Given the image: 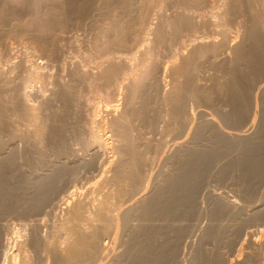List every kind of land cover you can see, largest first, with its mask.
<instances>
[{
  "label": "rangeland",
  "instance_id": "374dc122",
  "mask_svg": "<svg viewBox=\"0 0 264 264\" xmlns=\"http://www.w3.org/2000/svg\"><path fill=\"white\" fill-rule=\"evenodd\" d=\"M151 1L0 0V171L5 186L3 188L5 191L0 197V222L7 223L8 227L3 231V236L7 235L4 237H7V240L11 239L7 241L4 253H16V249H21L24 250L22 252L25 253V261H28L29 264L57 263L52 254L51 243L54 241L52 240L54 238L53 232L55 231L53 226L64 220L65 215H67V207L61 203V198L63 199V196L65 198L71 191L72 194L74 193V196H72L74 198L73 202L82 204L84 209H90L91 203L95 202V199L99 200L101 198L100 192L103 194L104 191L111 189V187L113 189L114 171L120 165L119 160H121L122 153L119 148L120 142L117 137L110 135L109 131L113 128L111 123L123 114H131L128 117V129L129 134H131L130 138L132 137V144L143 152L144 157L149 158L153 162L148 168L149 171L147 169L146 172L148 177H151V181L153 179V183L150 182V185L159 183L157 180L160 177L158 176L157 178L156 175L160 174V172L161 174L175 173L176 168L179 169L180 165L186 162L185 160L188 158L186 152L190 151L192 153V150H199V152L195 151V153L200 154L202 149L205 151L204 153L201 151L202 154L208 153L207 151H210L208 154H211L213 149L216 150L214 151L215 157L212 154L214 158H211L212 161L216 162H208L213 167L211 165L206 167L207 170L204 174L207 177L204 174L202 175L201 180L203 182L207 180V183L204 184L200 181L198 187V191L200 192L201 190L203 192H198V195L201 196L202 222L199 221L193 227L195 236L191 239L190 245L185 244L182 247L180 252L182 254V264H201L208 258V261L215 259L211 263L206 261L208 264H213L218 261L217 258L219 259V257L221 258L216 264H223V260H225L224 264H233L238 261L237 259L240 260L238 262H243L245 260L244 254L249 250H243L245 251L243 254L241 253V247H238L241 244L244 245L245 241L248 240L247 231L257 232L259 237L254 238L258 239L261 245L264 244V235H261V233L264 234V214L261 212L260 215L257 214V216L262 214L261 218L254 216L252 217L253 219L251 218L248 221L242 220L243 223H241L240 219H233L236 217L234 214L230 215L233 218L229 216L230 213H226L229 218L224 216L225 214L220 216L222 217L221 219L225 220L226 224L230 222L229 228H225L222 235L224 234L225 236V234L229 233L230 235H226L229 241L232 240L230 237L237 238V240L239 239L238 241L233 239L234 241L229 242L227 240L224 242V237L223 241L220 242L221 245L220 243L212 244L211 240L203 239L205 235H201L204 234L202 231L206 232L204 228H208L213 224L212 222H215L210 221L211 217L209 215V211L213 210L215 205L206 201L203 195L205 192H219L218 194L220 195L232 197L236 200L239 199L238 202L240 201V204L243 203L242 205L252 204L255 201L264 210L262 208L264 205L260 203L262 201L264 203V178L262 177L264 169H261L264 167V162L260 163L256 160L258 158L257 155H259L260 158L258 160L263 161L264 145L259 150L260 154L262 153L260 155L256 152L257 150H254L255 152L251 150L249 144H246L247 149L245 147L242 149L245 139L241 141L242 137L246 135L247 143L264 144V141L258 138V136L264 135V132L259 130L262 128V122H264V89L262 90L264 88V74L262 73L259 76L251 69V55H248V51L250 50L249 47H251L249 43L252 42L247 38V29L251 26L250 23L255 16L253 13L256 12L264 20V12L259 7L254 10L260 12L249 11V5L245 0H213V2L211 1L213 4L209 2L212 7H216L214 10L215 14H217L216 12L225 14L230 7L238 8L236 12L239 14L235 12L236 14L234 15L238 14V16H234L235 18L233 15L228 16L231 17L230 19L227 17L229 20L226 18L227 23L225 24L228 26L224 24L225 28L223 26V28H220L227 33L224 36L226 42L228 41L227 45H225L227 49L224 46L223 51L219 49L220 52L217 51L215 55L211 54L213 56L207 54L206 57L204 56L206 59L208 58L206 60L203 57L195 58L193 56L194 58H192L191 56L192 49L197 47L198 43L191 44L184 37L179 41L164 40V34H167L172 22L182 11L177 6L180 1L179 3H176L177 0ZM208 16L206 14L202 17L203 19L199 18L200 20L196 18L198 20L196 22L201 20L209 21V18L207 19ZM223 18L225 19V17ZM193 19L195 20L194 17ZM116 27L122 28V31L124 30L122 36L114 34V28ZM207 30L214 32L219 29L206 28V30L203 29L202 31L210 33ZM202 31L200 30L201 35L203 34ZM160 36H163L162 39ZM220 36L217 37V42L223 38V36L221 38ZM259 38L264 47V32L260 30ZM185 44L186 46L187 44L189 45L186 47ZM225 49L227 50L226 53ZM218 55L222 56L217 57ZM208 56L212 57L213 60ZM214 56L216 57L215 60ZM186 59L189 60L191 66L189 65V70L184 76L173 74V70L181 63L186 62ZM192 59L193 61H191ZM248 66L250 67L248 68ZM110 68H115L116 72L108 80L101 78V74ZM230 73L234 78L230 76ZM234 74L236 75L234 76ZM239 75L240 77H246L245 79L241 77L238 81L236 78L238 79ZM229 77L240 83L239 85L236 83L238 87L234 86V89L235 87L237 88L235 89L237 93L241 91L240 94L238 93L237 95L236 92L234 94L235 90L229 89V92H227L228 87L225 86H227L226 82L231 79ZM241 79L249 80L247 81L248 83L246 82L248 85L243 83L245 82L244 80L241 83ZM243 85H245V88ZM177 86L180 88L181 95H178L180 97H177V99L173 97V101L176 99L177 103H175L171 99V94ZM239 86L244 88V90ZM260 87L262 88L260 89ZM230 94L237 98L240 97V100L236 99L242 101L243 104L236 101L235 97L233 99ZM226 97L230 101L233 99V102L226 100ZM244 99L246 102H244ZM108 105L117 107H115V111L111 112L107 110L109 108ZM240 106L243 107L240 109ZM233 108L238 113V116ZM203 116L205 118L208 116L213 117L214 122H216L214 126L219 127L221 131L215 127L212 128L215 129L213 131L211 129L212 126H209V130H207L208 125L204 124L205 118L202 119ZM236 117L237 119L239 118V121L235 122L234 119ZM249 118L254 124L251 127L249 123L248 126L250 128L246 125L250 121ZM185 120L189 122L187 123L188 125L185 124ZM183 122H185V126ZM193 124L194 128L197 126L198 130L201 124L205 126L202 127L201 125L202 131H199V133L197 130L195 131L197 128L194 129ZM181 126H184V128ZM189 127L190 129H188ZM184 129L185 131L187 129V132ZM216 129L220 132L216 131ZM91 131L101 136L100 141L103 148L102 146H93ZM222 131H224V134ZM228 131L230 134L242 136L239 140H233L235 143L238 140L240 143L238 147L242 150L237 148L236 145L232 146L234 142L228 144L227 141L222 142V145L220 144L222 135L225 136L222 139L228 140L225 135V132ZM218 133H222V135ZM216 134L217 136L220 135V138L215 137L214 135ZM250 134L255 136H253L254 142ZM247 135L250 136V139ZM188 137L190 139L194 138L192 143ZM263 137L262 139H264ZM217 138L219 139L217 140ZM256 139L257 141H255ZM187 140L190 141L189 144ZM216 140L220 145L217 142L215 143ZM177 145L180 146V150H178L179 147ZM181 145H184V147L188 145L186 146V151ZM246 145L243 144V146ZM223 146L225 147L223 148ZM247 150L251 151L250 155L254 154L255 158H257L255 159L253 156L248 155L249 151ZM182 151H185V153ZM218 151L219 154L221 153L220 155H218ZM246 153L248 157L245 155ZM189 154L188 152L187 155ZM164 157L169 160H163ZM174 157L177 158L175 159ZM249 159L256 161L258 164L254 163L256 166L262 165L260 168L263 171V173L261 171L262 175H258L259 172L256 170L254 172V169H251L246 176L243 175L242 177L240 175L242 174L241 171L245 172L247 164L251 161ZM242 161L244 166L246 164L244 168L241 167L243 166ZM214 163L216 164V171ZM238 163L241 164L236 165ZM177 164L179 165L177 166ZM233 164L236 166H233ZM210 167H212L211 171L208 169ZM61 169L65 171V174L58 183L55 190L56 193L54 192L50 196L49 201L44 203L45 205L43 204L45 208L42 205L38 206L39 208L35 207L33 201L36 192L35 182H39L42 174L50 172L53 175ZM173 169L174 171H172ZM207 171L210 176L206 174L208 173ZM252 171L254 174H251ZM252 175H256L257 179L259 178L258 181L262 180L263 184L260 181V184H258L256 177L254 180ZM155 177L157 180L155 179L154 182ZM243 178L245 181L242 180ZM240 179L242 184L247 181L245 184L247 185L248 183L250 186L241 185ZM103 184L104 186H102ZM200 185L205 186L201 189L202 186ZM221 219H218L220 222L218 221L217 223L225 226L226 224ZM229 219L230 221H228ZM256 219L262 220L257 221ZM35 220L40 222L38 228L35 225ZM234 220L236 224L240 223L242 227L245 226L242 228L245 230V234L241 233L242 229H239L241 226L238 227L240 232H231L232 226L235 224ZM245 222L250 223L251 227ZM251 222L256 225L254 226ZM52 227L53 232H51ZM246 227L247 229H245ZM34 235H38L40 238L38 236L34 238ZM200 238L202 239L200 240ZM46 240H49L48 243H50L47 244ZM207 242L210 243L207 245ZM228 242L229 244L233 243V245L239 242V245L234 247L227 244ZM225 243L226 248H224ZM210 244L212 248L211 246L209 247ZM214 244L216 245L214 246ZM217 245L218 247H216ZM48 246L51 249H48ZM231 247H234L233 249L237 247L238 249H235L237 253ZM261 249L262 252L261 250L260 252L264 258V247H261ZM215 250L216 252H214ZM207 251L209 254H207ZM0 252V264H9L8 261L4 260V254L1 249ZM211 254L217 258H212ZM202 258L203 262H200ZM245 263L250 264L252 261L249 260Z\"/></svg>",
  "mask_w": 264,
  "mask_h": 264
},
{
  "label": "bare ground",
  "instance_id": "6f19581e",
  "mask_svg": "<svg viewBox=\"0 0 264 264\" xmlns=\"http://www.w3.org/2000/svg\"><path fill=\"white\" fill-rule=\"evenodd\" d=\"M179 1H180V4H178L177 6H179L178 8H180L182 11L174 19V21L172 22L171 27H170L169 31L167 32V34H164V40L165 41H179L181 38L184 37V39H186V41L189 42V43L191 42V44L192 43H194V44L198 43L199 45L192 49V52H191L192 53V55H191L192 58H194V57L195 58H202V57L205 58L207 54H209L210 56L215 55V53L217 51H219V49H221L223 51V47L225 45H227L226 43L228 41L226 42L225 37H224L226 32L223 31L224 29L222 30L220 28L222 26L224 27L226 25L225 24V23H227L226 22V18L228 16H231V15H233V17L234 16H238L239 13L236 12L238 10V8L230 7L228 9V11H226L225 14H219L218 12H216L217 14H215L214 10H215L216 7H212V5H211V4H213L212 3L213 0H177L176 3H179ZM214 1H216V0H214ZM245 1L249 5V11L254 10L256 7L257 8L259 7L261 9V11L264 12V0H245ZM209 2H211V4H209ZM180 5H181V7H180ZM198 11H199V13H198ZM254 11H258V10H254ZM235 12L238 13V14L234 15V14H236ZM251 12H253V11H251ZM258 12H260V11H258ZM255 13L256 12L253 13L255 16L254 17L252 16L253 19H252V22L250 23L251 26H249V29H247V38L249 39V41L252 42V43H249V44H251V47H249L250 50L248 51V55L249 54L251 55V61H250L251 69H253V71L260 76V74H262V73L264 74V47L262 46V43H261L260 38H259V30L261 32H264V20L260 17V15H257V13L256 14ZM206 14H207V16L209 15L207 17V19L209 18V21L208 20H206V21L201 20L199 22H196V21L200 20ZM222 16L225 17V19ZM193 17L195 18V20L193 19ZM242 17H243V15H242ZM196 18H198V20H196ZM228 18L230 19L231 17H228ZM226 26H228V25H226ZM116 28H114L115 29V33L114 34L116 36H120V35L122 36L124 30L122 31V28L121 29H119V28L116 29ZM206 28L207 29L213 28V30L215 28V30L216 29H219V30L214 31V32H211V30H207L210 33H206V31L204 33L202 30L203 29L206 30ZM200 30L203 33L202 35L200 34ZM225 30H227V29H225ZM220 35L223 36V38H221ZM226 35H227V33H226ZM218 36H220L221 39L219 38L220 41L217 42V40H218L217 37ZM162 37H161V39H162ZM183 42H184V40H183ZM188 45L189 44H187V46ZM185 46H186V44H185ZM226 49H227V47H226ZM226 49H225V53L227 51ZM250 51H251V53H250ZM221 53H224V52H221ZM211 54H213V55H211ZM238 54H239V52H238ZM222 55H220V56H222ZM220 56L218 55L217 57H220ZM209 58L212 59V57H209ZM215 58L216 57L214 56V60H215ZM186 60H185L186 62L181 63L182 65L180 64L179 66H177V68L175 70H173V74L175 73V74H177V76H180V75L184 76V74L189 70V65H190L189 64V60L188 59H186ZM248 60H250V59H248ZM191 61H193V59ZM195 62H196V60H195ZM192 64H194V63H192ZM247 65H249V64H247ZM249 67L250 66H248V68ZM115 72H116L115 68H110L109 70H107L106 72L101 74V78H104V79L108 80V78H110ZM234 72H236V71H234ZM231 73H230V76L233 75V73H232V75H231ZM236 74H234V76ZM241 77L239 75V78L238 79L236 78V80L239 81V79ZM245 77L246 76H244L242 78L245 79ZM229 78H231V77H229ZM261 78H262V76H261ZM244 79H241V83H242V80H244ZM244 81L245 82H243V83L245 84L249 80L246 79ZM227 82H226L227 86L224 85L225 87H228L227 90L228 89L229 90L237 89L236 87L234 89V86H237L236 85V83H238L237 81H235L234 79L231 78L230 81L228 80ZM247 83L245 85H248ZM239 84L240 83H238V85ZM245 85H243L244 88H245ZM263 87H264V84H263ZM240 88H242V87H240ZM244 88H242V89L244 90ZM261 88L262 87H260V89ZM263 89L264 88H262V90ZM229 90L227 92H229ZM240 90H238V91H240ZM223 91H224V89H223ZM232 92H230V93H232ZM235 92L237 93L236 90L233 93L235 94ZM263 92H264V90H263ZM238 93H237V95H238ZM240 93H241V91H240ZM242 94H243V92H242ZM178 95H181L179 86H177V88H174V90H173V92L171 94L172 101H173V97L176 98V99H177V97H180ZM230 96H231V94H230ZM228 97H229V95H228ZM231 97L233 98L235 96H231ZM244 97H247V96H244ZM244 97H242V98H244ZM236 98L237 97H235V99ZM239 98L240 97H238L237 99H239ZM176 99H174V101ZM237 99H236V101H238ZM246 99H248V98H246ZM226 100L230 101L229 98H227ZM172 101H171V103H172ZM230 102H229V104H231ZM238 102L242 103V101H238ZM244 102H246V100ZM175 103H177V102L175 101ZM241 103H240V105H241ZM233 104L237 107L236 104H238V103L236 102V104L235 103H233ZM233 104H232V106H234ZM85 107H87V106H85ZM115 107H117V106H115V105L111 106L110 105L107 110H109L111 112L115 111V109H116ZM178 107H180V106H178ZM236 107H234V108L236 109ZM242 107L240 106V109ZM235 109H234V112H236ZM237 109H239V108L237 107ZM175 112L177 113L176 110H175ZM242 112H243V109H242ZM239 114H241V113H239ZM130 115L129 114H123L121 117H119L118 119L114 120L113 123H111V125L113 124V128L114 129L112 128L111 131H109L110 135L115 136V138L117 137L118 141L120 142V147L119 148L121 149V153H122L121 160H119L120 161V165L116 168L115 171H114V168H113V171H114V178L112 180L113 181L112 182L113 183V189L111 187V189H108L107 191H104L103 194H102V192H100L101 195H102L101 198L99 197L100 198L99 200L95 199L94 201L96 203L92 202L91 203L92 204L91 208L90 209L88 208L89 210L86 209V208L84 209L82 204L80 205V203L73 202L74 198H72V196H74L73 195L74 193L72 194L71 191L67 194V196L65 198H64V196H63V199L61 198V203L67 207V213H66L67 215H65L66 217H65L64 220H61L60 223L58 222L57 224H55V226H53L54 230H55L54 232H53V227H52V231L51 232L54 233V236H53L54 238L52 239L54 241L51 243L52 249H51V247L49 248V246H48V249H51L53 251V253L51 251L50 252L54 255V258L57 261L56 264H182L183 263L182 259H181L182 258L181 255L182 254L180 253L181 250H182V247L185 244L186 245H190L191 239L195 236L193 227H195L196 224L199 221H201V215H202V211H201L202 209H201V206H200L201 205V203H200V197L201 196L198 195L199 182L200 181L203 182V180H201L202 179V175L207 170L206 167L207 166L209 167L211 165V163L209 165L208 162H212L213 163L214 160L212 161L211 158L213 159L215 157L214 156V154H215L214 151H216V150H214V149L212 150L211 149L214 152V153L212 152L211 154H208V153H210V151H207L208 153L202 154V152H201V151H203L202 149L200 150V154L195 153L196 150H192L193 151L192 153L187 150L190 154L187 155L188 152H186V156H188V158L185 160L186 162L183 161L185 164L182 162L183 164L180 165L179 169L176 168V170L178 169L177 172H176V170H175V173L173 172V174H168L170 172H168L167 174H161V172H160V174L156 175L157 178H158V176L160 177V178H158L159 180H157L156 177L154 178V182H155V179H156L159 183H157V184L154 183L153 185H150V182L153 183V179L151 181V177L150 176L148 177V174H146V172H147V169L149 168L150 164L153 163V162L149 158L144 157L143 152L138 150L137 149L138 147L136 148L134 146V144H132V142H131V138L132 137L130 138L131 134H129V129H128V117H130ZM132 116H133V112H132ZM237 116H238V113H237ZM175 117H176V115H175ZM204 118H205V116L202 117V119H204ZM251 118H249L250 121H251ZM236 119H237V117H236ZM236 119H234L235 122L239 121V118L237 120ZM181 120H183V119H181ZM193 120H194V118H193ZM204 121H205L204 124L208 125L207 130H209V126H212L211 129L215 127L214 123L216 124V122H214L215 120L213 119V117L208 116L207 118L204 119ZM250 121L246 125L248 126L249 123H250V126L253 127L254 126L253 121H251V122ZM185 122H186V120H185ZM185 122H183V124ZM187 123H189V122H186L185 124H187ZM185 124H184V126H185ZM194 124H193V128H194ZM252 124H253V126H252ZM87 125H89V124H87ZM179 125H180V123H179ZM201 125L200 126L198 125L200 127L199 130H198L197 126L195 125L196 126L195 128H197V129L194 128L195 131L197 130L198 132L199 131L201 132L202 131L201 130L202 129ZM207 125H206V127H207ZM184 126H181V127L184 128ZM203 126H205V125H202V127ZM261 126H262V128H260L259 130H262L261 132H264L263 131L264 130V122H262ZM190 127L188 129H190ZM215 128H218L221 131V129L219 127H215ZM212 130L214 131L215 129H212ZM219 130L216 129V131H219ZM232 130H234V129H232ZM184 131H185V129H184ZM185 132H187V129H186ZM223 132L224 131H222V133ZM228 132H225L226 137H228V140L226 139V141H225V138L222 139V137L224 136V135H222V133H218V134L222 135L221 138L219 137L220 135L219 136H217V134L214 135L215 137L217 136V137H219L221 139V142L219 140L221 145H222V142H227V141H228V144L229 143L231 144V142H234L233 140H235V139L239 140L242 137V136L240 137V135L233 134V133L230 134V132L229 133ZM245 132H248V131H245ZM156 134L159 135L158 133H156ZM193 134H195V132H193ZM213 134H215V133L213 132ZM263 134H261V135H263ZM185 135H186V133H185ZM196 135H197V132H196ZM170 136H169V138H170ZM176 136H178V135H176ZM180 136H178V137H180ZM192 136L194 137V135H192ZM245 136L242 137L241 141L245 139L244 141L246 143L245 142L244 143L242 142V143L245 144V145L249 144L251 150H253V151L257 150L256 152H258L260 154L259 150H261L262 145H264V144H257L256 142H255L256 144L255 143H250V142L247 143V138H245ZM253 136L254 135H251L252 141L254 139ZM263 136H261V137L258 136V138L259 139L261 138V140L264 141V139H262ZM92 137H93L92 138L93 139L92 140L93 141V146L101 147L102 146V142L100 141L101 140V136H99V134H95V132H92ZM193 137H192V139H190L188 137L190 139L191 143H192V140H194ZM249 137L250 136H248V138ZM173 138H175V137H173ZM183 138H185V136H183ZM219 138H217V140ZM186 139H187V137H186ZM212 139H213V137H212ZM230 139H232V141L229 142ZM188 140H187V142L189 144L190 141H188ZM217 140L215 141V143L216 142L218 143ZM238 140H237V143L234 142L235 144L233 143L232 146L236 145V147L239 148L238 145L240 143L238 142ZM255 141H257V139ZM258 141L260 142V140H258ZM173 143H174V141H173ZM243 144H242V149L244 147H245V149H247V145L243 146ZM217 145H215V146L218 147ZM225 145H226V143H225ZM181 146H183V148H185V151H186V146H188V145H185V147H184V145H181ZM178 147H179L178 150H180V146H178ZM224 147L225 146H223V148ZM226 147H227V145H226ZM229 147H230V145H229ZM102 148H103V146H102ZM102 148H101V150H102ZM207 149L209 150V148H207ZM207 149H205V150H207ZM216 149L219 150L218 148H216ZM239 149H241V148H239ZM181 150H182V147H181ZM176 151H177V147H176ZM185 151L184 152L182 151V152L185 153ZM247 151H249V150H247ZM196 152H199V150H197ZM204 152L205 151H203V153ZM220 152H221V150H220ZM250 152L251 151L248 152V155H250ZM217 153H218V155L221 154V153L219 154V151ZM212 154H213L214 157L212 156ZM159 155H158V157H159ZM169 155H170V153H169ZM183 155H185V154H183ZM245 155H247V153ZM248 155H247V157H248ZM255 155H256V153H255ZM250 156H253V158H255L254 154L253 155L251 154ZM257 157L260 158L259 155H257ZM258 158L256 159L257 162H260V163L264 162V159H263V161L262 160L259 161ZM167 159H165V157H164L163 160H167ZM153 160H155V159H153ZM249 160H251V159H249ZM243 161H242V165L243 166H241V167L244 168L246 166V164L244 166V162ZM214 162H216V161H214ZM257 162L256 161L254 162V161L251 160L247 164V166L245 168V172H244L245 174L241 171L242 174H240V175L242 177H243V175L246 176V174L248 172H250L251 169H254L253 170L254 172H255V170L258 171L259 172L258 175H262L261 174V171H262L261 169H264V167L261 168V166H262L261 164L259 166H256V165H258ZM254 163L256 165H254ZM180 164H181V162H180ZM240 164L241 163H238L236 165H240ZM178 165L179 164H177V166ZM236 165L233 164V166H236ZM263 166H264V164H263ZM212 167L208 168L209 171H211ZM218 169H219V167H218ZM216 170L217 169H216V164H215V171ZM148 171H149V169H148ZM172 171H174V169ZM252 172H251V174H254V172L253 173ZM49 173L42 174V176L39 175L40 176L39 182H35L36 183V185H35L36 192H35V195H34L35 198H34V200L32 199L34 201L35 207H38V206L42 205V207L45 208L43 206V204L47 203L49 201L50 196L55 192L61 177L65 174V171H63L61 169V170L56 171V173L53 172L54 173L53 175H52V173H50V174ZM262 173H263V171H262ZM37 174H40V173H37ZM206 174H208L210 176L209 172L206 173ZM256 175L255 176L252 175L254 177V180H255V177L257 179ZM205 176L207 177V175H205ZM103 177H104V175H103ZM262 177L264 178V174L262 175ZM245 179H246V177H245ZM258 179H257V183L260 184V182L262 180H259L260 181L259 182ZM260 179H262V178L260 177ZM2 180L3 179H2V175H1V171H0V197L3 194V191H5V190H3V188L5 186H4V183H3ZM37 180H35V181H37ZM204 180H205V178H204ZM242 180H244V178ZM242 180L240 179L241 185H246L245 183L247 181L245 183L243 182V184H242ZM248 180H249V178H248ZM250 180H251V178H250ZM206 181L207 180H205L203 183L206 184L207 183ZM263 182H261V183L263 184ZM104 184L102 186H104ZM110 184H111V182H110ZM202 185H200V186H202ZM247 185H249V184L247 183ZM204 186H202L201 189ZM102 188H99V189H102ZM205 188L207 189V187H205ZM100 191H102V190H100ZM201 192L202 191L200 190L199 193H201ZM218 193H213V192L206 193L205 192V194H203L205 196V199H206L207 202H209L210 204L213 203V205H215V208L213 210L209 211L210 212L209 215L211 217L210 221H215V222H212L213 224H211V226H209L208 228H204V229H206V232L202 231V233H204V234H201L203 236L205 235L204 236L205 238H203V239H207V241H208V239L211 240L212 244L213 243H220L221 241H223L224 237H225L224 242L228 240V237H226V235L229 234V233L225 234V236H224V234L222 235V232L225 231V228L226 229L229 228L230 222H229V224L227 223L228 224V226H227V224L225 223V220L221 219L222 217H220L223 214H225L224 216H226V217H228L227 216L228 214H226V213H230L229 216L234 214L236 216L235 218H233L232 216H230V217H232L235 220L236 219L237 220L240 219V221H242V220L243 221H248L252 217H254V216L256 217L257 214L260 215V212L262 214H264V210L261 209V206H259V204H257L258 202L256 203L255 201H253L252 204H246V205L244 204V205H242L243 203L240 204L239 203L240 201L238 202L239 199L236 200V199H234L232 197H226V196L220 195ZM204 196H202V197H204ZM94 197H97V196H94ZM245 203H247V202H245ZM260 203H261V205H264L263 201L260 202ZM51 206H53V205H51ZM42 207H41V210H42ZM262 208H264V207H262ZM262 214H261V216H262ZM261 216H257V217L261 218ZM237 217H239V218H237ZM263 217H264V215H263ZM203 218H205V217H203ZM223 218H225V217H223ZM207 219L209 220V218H207ZM218 219L223 220L226 225L224 226V224L223 225L220 224V223L218 224L217 223L219 221ZM235 220H234V223H235ZM261 220L258 219L257 221H261ZM228 221H230V219ZM228 221H226V222H228ZM240 221H237V222H240ZM243 221L241 223H243ZM201 222H200V224H201ZM203 222H204V219H203ZM263 222H264V220H263ZM39 223H40L39 221H36L35 225H36L37 228L39 227ZM194 223H195V225H193ZM205 223H207V222H205ZM245 223L251 227L250 223L249 224L247 222H245ZM251 223L253 224V222H251ZM254 223H255V221H254ZM244 224H242V225H244ZM253 225L255 226L256 224H253ZM260 225H261V223H260ZM239 226H241L240 223H237V224L235 223L234 226H232V231L231 232L232 233L235 232V231L236 232H240L239 229L241 230L242 228L245 227V226H243V227L241 226V228H240ZM261 226H263V225H261ZM7 227H8L7 223L0 222V247H1L0 249L3 252V254H4L3 255L4 260L8 261L9 264H26V263L29 264L28 261L27 262L25 261L26 256H25V253H23L24 250L16 249L17 250L16 253L15 252L14 253H9V254L8 253H4L5 250H6V247H7L6 246V243H8L7 241L11 240V239L7 240V237H4V236H7V235L3 236V231H5L7 229ZM238 227H239V229H238ZM31 228H32V226H31ZM256 228H255V230L258 229V228L257 229ZM245 229H247V227ZM196 230H197V228H196ZM228 231L230 232V230H228ZM241 231H242L241 233H243V234L246 233V232L244 233V231H245L244 229H242ZM234 234H236V233H234ZM234 234H232V235L234 236ZM261 235H264V234L261 233ZM35 236L37 238L38 235H34V238H35ZM246 236L248 237V240L245 241L246 243L244 245L241 244V246H239L238 248L241 247V249H242L241 253L245 252V251H243L245 249L249 250V251H252L253 253L249 252V251H246L245 254L243 253L244 254V259H245L243 262L242 261L238 262V261H240L239 259H237L238 261H235L236 260L235 259L236 257H235L234 258L235 260L233 259L235 261L233 264H246L245 262L249 261V260L252 261V263H250V264H264V258H263V255H261V252H262V249H263V248L261 249V247H264L263 246L264 244L261 245V242L258 239L254 238V237H256V238L259 237V234L257 232H254V231H250V232L247 231ZM231 238H232L231 241L237 240V238L230 237V239ZM243 238H245V237H243ZM38 239H36V240L39 242ZM201 239L202 238H200V240ZM31 240H33V239H31ZM41 240H42V238H41ZM245 240H246V238H245ZM48 241L46 240L47 244L50 243V242L48 243ZM231 241H229V242H231ZM229 242L227 244H229ZM31 243H33V242H31ZM201 243H202V241H201ZM208 243H210V242H207V245H208ZM238 243H235V245H233V243H231L229 245H232V246L235 247V246L239 245ZM34 245H35V243H34ZM215 245L216 244H214V246ZM220 245H221V243H220ZM220 245H219V247H220ZM210 246L212 248L211 244L209 245V247ZM216 247H218V245ZM223 247H224V245H223ZM213 248H215V247H213ZM224 248H226V243H225V247ZM227 248H228V246H227ZM233 248H232V250L234 251L237 247L235 249H233ZM216 249L219 250L218 248H216ZM229 249H230V246H229ZM260 250H261V252H260ZM208 251H207V254H209ZM230 251H231V249H230ZM238 251H240V250H238ZM214 252H216V250ZM235 252L237 253L236 250H235ZM43 253H44V251H43ZM232 253H234V252H232ZM212 254H215V253H212ZM212 254H211V256L213 258L214 256ZM238 254H239V252H238ZM263 254H264V250H263ZM206 256H208V255H206ZM215 256H218V255L215 254ZM203 257H205V256H203ZM214 258H217V257H214ZM220 258L221 257H219V259ZM208 259L207 260L205 259L204 262L206 263V261H208ZM210 259H211V257H210ZM219 259L217 258L218 261H219ZM201 260L202 261H200V262H203V258ZM214 260L211 259V261H213V262H214ZM242 260H243V258H242ZM6 261H4V262H6ZM192 261H193V259H192ZM211 261H210V263H211ZM218 261H216L213 264H216ZM220 261H222V260H220ZM224 262H225V260H223L222 263L224 264ZM203 263H201V264H203ZM219 263H221V262H219ZM206 264H208V263H206Z\"/></svg>",
  "mask_w": 264,
  "mask_h": 264
}]
</instances>
